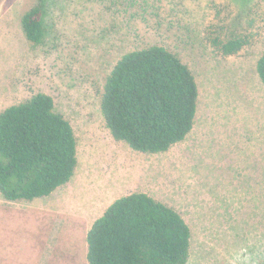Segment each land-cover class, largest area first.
Segmentation results:
<instances>
[{
    "label": "rangeland",
    "instance_id": "rangeland-1",
    "mask_svg": "<svg viewBox=\"0 0 264 264\" xmlns=\"http://www.w3.org/2000/svg\"><path fill=\"white\" fill-rule=\"evenodd\" d=\"M36 3L0 0V112L49 95L72 125L78 163L48 196L0 194V264H88V229L131 192L182 215L186 264H264V88L255 72L264 0H56L34 44L20 20ZM234 35L248 42L223 55L213 40ZM149 44L177 53L199 86L192 130L156 153L113 138L99 109L116 61Z\"/></svg>",
    "mask_w": 264,
    "mask_h": 264
},
{
    "label": "trees",
    "instance_id": "trees-1",
    "mask_svg": "<svg viewBox=\"0 0 264 264\" xmlns=\"http://www.w3.org/2000/svg\"><path fill=\"white\" fill-rule=\"evenodd\" d=\"M56 0H37L20 24L28 41L45 37V17ZM53 4V5H52ZM247 37L214 39L223 55L239 52ZM264 88V45L255 64ZM199 86L180 56L159 44L125 52L107 75L99 109L116 140L143 153L165 152L193 128ZM236 107H233L234 109ZM229 109V110H232ZM70 121L45 93L0 112V194L31 201L68 183L77 167ZM191 230L182 215L145 192L116 198L86 234L88 264H186Z\"/></svg>",
    "mask_w": 264,
    "mask_h": 264
}]
</instances>
